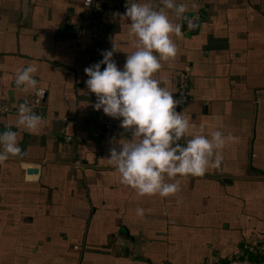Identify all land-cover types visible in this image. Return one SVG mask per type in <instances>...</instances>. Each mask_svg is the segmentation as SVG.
I'll return each mask as SVG.
<instances>
[{
	"label": "crops",
	"instance_id": "crops-1",
	"mask_svg": "<svg viewBox=\"0 0 264 264\" xmlns=\"http://www.w3.org/2000/svg\"><path fill=\"white\" fill-rule=\"evenodd\" d=\"M82 1L0 0V106L28 103L45 121L29 131L17 114L0 115V132L16 131L22 150L0 163V264L254 258L264 248V0H177L187 6L183 18L166 10L181 36L173 37L176 56L161 60L154 78L175 97L177 77L186 73L189 100L177 111L194 125L191 133L236 138L220 150L219 164L176 177L180 190L166 197L140 196L121 183L107 158L132 131L109 117L107 133L85 84L93 57L99 62L113 50L122 69L137 48L122 18L126 0H96V42ZM146 2L162 7L161 0ZM29 64L45 89L38 105L34 92L14 85Z\"/></svg>",
	"mask_w": 264,
	"mask_h": 264
},
{
	"label": "clouds",
	"instance_id": "clouds-1",
	"mask_svg": "<svg viewBox=\"0 0 264 264\" xmlns=\"http://www.w3.org/2000/svg\"><path fill=\"white\" fill-rule=\"evenodd\" d=\"M90 3L91 0H85L86 5ZM161 4L155 9L146 0H126L122 18H126L130 35L138 41L136 50L127 54L122 69L112 59L113 50L103 51L99 62L84 69L86 87L96 96L94 109L118 119L121 128L132 131L131 139H120L117 147L109 149L107 160L115 165L121 183L140 196L175 194L180 190L176 177L203 175L210 165L220 163V150L226 143L236 139L220 130L208 136L192 134L194 125L182 111H177L180 101L154 78L161 60L176 56L173 37L181 36V25L172 22L166 10H174L177 18H183L187 11L186 4L177 0H161ZM36 72L35 64L18 70L14 85L34 92V104L38 105L45 89L38 86ZM17 117V124L29 131L45 123L28 103L17 106ZM181 139L184 144L179 143ZM21 151L16 131L0 132V163ZM166 177L173 182H166ZM144 212L143 208L136 209L138 216Z\"/></svg>",
	"mask_w": 264,
	"mask_h": 264
},
{
	"label": "built area",
	"instance_id": "built-area-1",
	"mask_svg": "<svg viewBox=\"0 0 264 264\" xmlns=\"http://www.w3.org/2000/svg\"><path fill=\"white\" fill-rule=\"evenodd\" d=\"M82 5L84 8L85 20L90 25L92 41L96 42L99 31V27H98L99 14H100L99 6L96 0H91V3L88 5H86L85 0H83ZM97 51L98 49L95 48L93 52L96 53ZM98 60L99 59L97 57H93L92 64L97 63ZM188 89H189L188 76L186 73L181 72L177 77V87L175 92V98H177L180 101L178 107H183L188 102L189 100ZM40 102H42V100ZM34 110L44 118V115L42 114L41 111H39V108L38 109L34 108ZM2 114H17V107L0 106V115ZM103 127L105 128L107 133L111 132L110 119L106 115H104ZM66 140L68 141L70 140V138L67 137ZM254 254H255L254 258H248L244 256H228L226 257V259H224L223 264H264V248L255 251Z\"/></svg>",
	"mask_w": 264,
	"mask_h": 264
}]
</instances>
